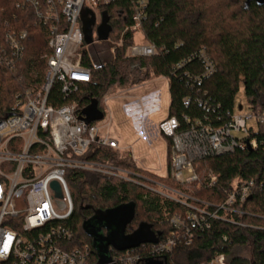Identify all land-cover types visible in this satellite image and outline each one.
Masks as SVG:
<instances>
[{"label": "trees", "instance_id": "trees-1", "mask_svg": "<svg viewBox=\"0 0 264 264\" xmlns=\"http://www.w3.org/2000/svg\"><path fill=\"white\" fill-rule=\"evenodd\" d=\"M21 1L0 0L1 20H7L12 29L28 32L25 53L16 68L11 71L0 62V119L18 112V100L26 91L37 90L44 84L48 69V29L37 24L33 11L16 7ZM103 12L107 14L112 29L108 40L114 43L123 41L122 46L115 49L110 61L99 63L83 48L82 65L90 70L92 81L81 86L71 100L65 99L54 87L49 104L60 107L77 102L81 113L95 99L99 109L104 110L103 100L110 91L134 88L167 77L170 92L168 117L175 116L181 123L184 116L192 120L208 117L214 124L221 123L235 110L241 88L249 107L264 109V0H147L143 41L154 44L160 52L151 58L127 55L129 46L135 41V34L127 31L133 25L132 0H114ZM202 48L213 61L216 71L199 83L192 77L201 75V63L196 58H189ZM180 62L185 63L173 71ZM185 97L192 98L188 106L183 101ZM84 158L137 172L144 183L136 185L79 171L67 174L74 206L65 222L73 233L70 247L88 248L89 264H97L99 259L93 248V239L83 228L85 221L95 211L128 204H133L135 209L126 234L133 235L146 225L154 235L155 241L131 248L143 262L165 259L167 264H208L223 254L228 264H264V192L255 193L242 207L247 213L240 219L245 227L215 220L209 229L196 232L190 245L178 242L165 255L157 256L152 254L153 246L167 241L175 233L171 219L185 214L187 208L150 190L156 183H162L195 198L222 203L225 200L223 189L233 178L263 177V149L199 161L196 165L199 181L187 185H180L173 178L171 149L167 177L138 168L129 155L110 148L93 145ZM213 173L219 176V184L208 188L206 181ZM239 249L247 250L249 255L236 254ZM120 254L122 251H111L112 258Z\"/></svg>", "mask_w": 264, "mask_h": 264}, {"label": "built area", "instance_id": "built-area-1", "mask_svg": "<svg viewBox=\"0 0 264 264\" xmlns=\"http://www.w3.org/2000/svg\"><path fill=\"white\" fill-rule=\"evenodd\" d=\"M113 1L22 0L16 6L33 11L37 24L47 27L50 54L44 84L25 92L17 102V113L0 119V264H89L88 248H71L73 233L65 225L74 209L66 179L69 172L93 173L144 185L137 172L105 161L86 160L91 146L121 151L119 142L109 134H102L97 122L81 121L77 102L60 107L48 102L54 87L71 100L81 86L92 81L90 70L82 65L85 42L81 17L85 10L89 11L96 16L97 24L98 17L102 21L103 9ZM132 3L133 25L127 31L135 35L140 32L143 39L147 0H132ZM0 35V62L12 71L23 59L28 32L12 29L7 20L0 18ZM96 39L98 35L93 31V40ZM122 44L120 41L116 48ZM159 53L154 44L135 41L127 50V55L133 58H151ZM195 58L203 71L192 80L201 83L215 73L216 67L204 48L189 59ZM183 63L175 65L173 71ZM136 88L108 94H128ZM183 101L188 106L192 98L185 97ZM240 109V113L235 110L228 113L219 124L210 122L208 117L192 120L187 116L181 123L172 116L158 125L157 132L170 140L172 172L177 183L199 181L196 165L204 159L264 150V109L249 106L245 108L247 111L242 106ZM101 111L105 117V111ZM54 182L60 186L61 198L52 186ZM218 184L219 176L210 174L206 187L214 188ZM150 190L187 208L185 214L171 219L175 233L153 246L152 254L162 256L178 242L190 245L195 233L209 229L215 220L245 227L240 219L247 213L242 207L255 193L264 192V174L261 179L233 178L223 189L222 203L207 202L162 183H156ZM56 205L66 209V213H58ZM112 263L146 262L128 249L112 258ZM208 264H228V261L220 254Z\"/></svg>", "mask_w": 264, "mask_h": 264}, {"label": "rangeland", "instance_id": "rangeland-1", "mask_svg": "<svg viewBox=\"0 0 264 264\" xmlns=\"http://www.w3.org/2000/svg\"><path fill=\"white\" fill-rule=\"evenodd\" d=\"M100 23L101 19L98 17L94 35H97V27ZM135 42L144 43L140 32L136 33ZM117 46L118 43L110 40L99 41L96 39L92 44H85L84 48L91 58L99 63L100 61H110L113 58V50ZM153 84L148 87L150 88L149 96L144 100H135L137 101L136 105L130 104L132 100L126 98V96H131L134 90L128 94L119 93L114 96L108 94L104 97L103 102L105 117L97 124L101 127L102 134H109L119 142L121 151L131 156L138 168L159 177H167L168 139L157 132V127L168 118L169 84L165 78L157 79ZM137 92L140 90L138 89ZM137 92L135 91V93ZM241 106L247 111L245 108H247L248 102L242 88L236 98V113L242 112ZM144 111L145 113H143ZM145 176L148 177L146 174ZM55 207L60 214H65L67 211L58 205ZM147 233L149 236L140 231L133 240L140 241L139 239H143V235L150 239L154 237L150 231ZM235 253L243 256L249 255V252L244 249L236 250Z\"/></svg>", "mask_w": 264, "mask_h": 264}, {"label": "water", "instance_id": "water-1", "mask_svg": "<svg viewBox=\"0 0 264 264\" xmlns=\"http://www.w3.org/2000/svg\"><path fill=\"white\" fill-rule=\"evenodd\" d=\"M89 14H91V17H89ZM81 20L83 23L84 42L85 44H92L94 42L93 28L96 24V16L85 10ZM111 31L109 18L103 12L101 24L97 28L98 40H108ZM103 118L104 114L98 107V101L94 99L83 109L80 120L86 124H91L101 121ZM52 186L57 192V197L61 198L62 193L59 184L54 182ZM134 209L135 206L133 204H128L106 211H95L94 215L85 221L83 228L93 239V248L99 259L97 264H113L112 250L123 252L137 247L141 243L155 241L154 237L151 239L150 237L146 238V236H149L147 231H150L146 225H142L133 235L126 234V228L134 217ZM140 231L146 236L143 235V239L140 238V241L133 240ZM145 264H167V261L165 259H149Z\"/></svg>", "mask_w": 264, "mask_h": 264}, {"label": "crops", "instance_id": "crops-1", "mask_svg": "<svg viewBox=\"0 0 264 264\" xmlns=\"http://www.w3.org/2000/svg\"><path fill=\"white\" fill-rule=\"evenodd\" d=\"M152 84H153V82L145 83L144 85H141V86L137 87L136 89H134V91H133L134 93H132L131 96H130V98H129V100L130 99L132 100V102L130 104H135L137 102L135 100H137V99L144 100V98H146L147 96H149V94H150V90L149 89L150 88H148V87L150 85L152 86ZM138 89L140 90V92H137ZM156 89L157 88L155 87V90ZM153 90H154V87H153ZM135 91L137 93H135ZM143 113H145V111ZM170 147H171L170 146V140L168 139V157H169V153H170Z\"/></svg>", "mask_w": 264, "mask_h": 264}, {"label": "flooded vegetation", "instance_id": "flooded-vegetation-1", "mask_svg": "<svg viewBox=\"0 0 264 264\" xmlns=\"http://www.w3.org/2000/svg\"><path fill=\"white\" fill-rule=\"evenodd\" d=\"M98 27H99V26H98ZM98 27H97V28H98ZM95 28H96V24H95V26H94V28H93V31L95 30Z\"/></svg>", "mask_w": 264, "mask_h": 264}]
</instances>
